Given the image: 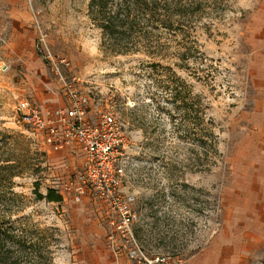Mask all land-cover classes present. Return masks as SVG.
Returning <instances> with one entry per match:
<instances>
[{
  "label": "rangeland",
  "instance_id": "obj_1",
  "mask_svg": "<svg viewBox=\"0 0 264 264\" xmlns=\"http://www.w3.org/2000/svg\"><path fill=\"white\" fill-rule=\"evenodd\" d=\"M88 1L0 0V156L9 158L0 165L20 170L0 168L2 227L45 233L55 264H76L84 251L93 261L86 241L103 252L108 243L103 229L85 233L86 204L63 188L82 169L78 145L61 158L20 120L22 99L62 96L43 44L70 61L61 71L88 94L89 121L107 105L121 121V182L147 254L167 256L163 264H264V0H172L169 25H153L127 53L103 44ZM49 187L61 202L35 191Z\"/></svg>",
  "mask_w": 264,
  "mask_h": 264
},
{
  "label": "built area",
  "instance_id": "obj_2",
  "mask_svg": "<svg viewBox=\"0 0 264 264\" xmlns=\"http://www.w3.org/2000/svg\"><path fill=\"white\" fill-rule=\"evenodd\" d=\"M38 49L57 75L65 103L46 108L35 101L22 99L17 108L21 122L42 133L47 144H76L83 150L82 169L63 188L73 192L77 201L90 191L106 204L107 241L115 255L123 253L130 259L143 260L145 264L166 263L167 256L147 254L133 234L138 214L133 206L134 195L124 192L121 182L124 134L116 111L112 105H107L98 111L96 121H89L88 94L77 86L75 75L67 79L61 71V68L70 67V61L64 56L55 58L43 44Z\"/></svg>",
  "mask_w": 264,
  "mask_h": 264
},
{
  "label": "trees",
  "instance_id": "obj_3",
  "mask_svg": "<svg viewBox=\"0 0 264 264\" xmlns=\"http://www.w3.org/2000/svg\"><path fill=\"white\" fill-rule=\"evenodd\" d=\"M171 2L172 0H89L87 6L91 21L101 30L103 44L107 38L110 50L127 53L138 50L141 43H146L150 27L169 25ZM0 159L9 160L3 156ZM21 165L24 162L19 167ZM10 166L13 168L10 175L20 172L16 164L0 165V168ZM35 191L47 201L63 200L62 194L52 187L47 188L44 195L37 189ZM16 196L14 193V198ZM3 215L4 210L0 212V264H55L49 248L50 241L45 233L26 228L19 232L20 229L14 222H9L3 228Z\"/></svg>",
  "mask_w": 264,
  "mask_h": 264
},
{
  "label": "crops",
  "instance_id": "obj_4",
  "mask_svg": "<svg viewBox=\"0 0 264 264\" xmlns=\"http://www.w3.org/2000/svg\"><path fill=\"white\" fill-rule=\"evenodd\" d=\"M51 93L52 90L48 89ZM56 96V95H54ZM65 103V99H64V95L62 93V96L56 98V105H42L43 107L46 108H54L56 106H60L63 105ZM76 145V144H75ZM52 147L54 149H56L60 156L59 157H63V158H73V155L71 154V150L73 149L72 146L70 145H62V144H52ZM79 147V146H78ZM78 149L81 150L82 155H83V150L79 147ZM82 202H84L86 204V210L89 213V215L92 217L91 220L92 222L89 223V220L87 221L90 226H88V229L86 230L85 227V233L90 236V235H95L98 234L102 229L104 230L105 234H108L109 231V226L107 221L105 220L106 212L108 213L107 210V206L105 203H103L102 201H100L99 199H97L95 196H93V194L90 191H87L82 199ZM90 219V218H89ZM102 222V223H101ZM103 225L102 227L100 226L101 224ZM92 224V225H91ZM87 244H85V249L86 250H91L94 253V257H93V261L92 259H89V256L86 254V252L88 251H84L83 254L80 252L79 254H77V258L76 260V264H145L143 262L140 261H136V260H132L129 259L125 254H119V255H115L113 253V251L111 250L110 246L108 245V243H106V249L103 252L102 249L104 248V244H100L98 247L99 249H97V245L98 242L96 244V242H93V249H90V240L86 241ZM84 250V246L82 247ZM111 253H110V252ZM186 262L179 260V262L175 263V264H185ZM167 264H174V263H167Z\"/></svg>",
  "mask_w": 264,
  "mask_h": 264
}]
</instances>
